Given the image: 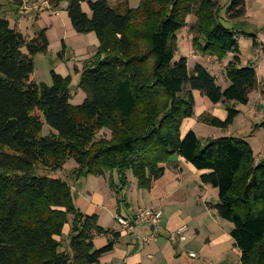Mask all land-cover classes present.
<instances>
[{
  "label": "trees",
  "instance_id": "obj_1",
  "mask_svg": "<svg viewBox=\"0 0 264 264\" xmlns=\"http://www.w3.org/2000/svg\"><path fill=\"white\" fill-rule=\"evenodd\" d=\"M63 1L46 3L55 9ZM67 1L72 29L98 40L79 74L85 97L78 105L70 104L69 76L50 71L51 85L30 78L33 56L48 47L45 29L28 38L0 17V264H97L120 236L75 207L65 180L38 170L59 172L72 159V179L107 176L120 196L119 215L127 175L148 190L174 157L203 171L200 184L217 190L213 209L232 223L240 264H264V159L256 162L240 137L202 145L192 130L180 134L183 120L193 116V91L222 104L224 119L202 116L222 131L238 115L235 106L247 104L258 82L253 66H241L238 37L251 35L222 24L214 0H139L135 8L88 0L90 14L81 8L84 0ZM192 12V48L217 61L232 55L224 88L202 65L190 72L187 57L174 59L175 34ZM244 13V0H231L225 10L229 20ZM43 125L52 131L42 135ZM102 129L109 136L95 139ZM98 236L108 237L99 248Z\"/></svg>",
  "mask_w": 264,
  "mask_h": 264
},
{
  "label": "rangeland",
  "instance_id": "obj_2",
  "mask_svg": "<svg viewBox=\"0 0 264 264\" xmlns=\"http://www.w3.org/2000/svg\"><path fill=\"white\" fill-rule=\"evenodd\" d=\"M87 1L88 0H84V2L81 3V8L84 12L90 14ZM214 1L218 2L220 6L218 15L222 24L237 30H242L251 35L238 37L241 66H253L256 70L257 78L261 82H264V0H244V15L238 19L232 20L227 19L225 16V10L231 3V0ZM108 2L111 6L120 4L121 7L128 6L130 8H135L139 0H108ZM67 6V0L61 2L55 9L50 8L46 0H0V17L5 18L10 27L15 28L28 38H32L39 30L45 29L48 47L45 53H39L33 56L34 70L30 78L33 81L51 85L50 71H54L62 76H69L71 79L69 86L71 95L70 104L78 105L85 97L84 92L78 87L79 74L84 62L88 61L89 57L96 52L98 40L93 32L77 33L72 29L66 13ZM185 21V27L178 30L175 34L177 37V50L174 59L176 60L181 56L187 57V68L190 72L196 63L206 67L208 72L215 76L216 83L222 88L226 87L229 81L225 76L224 65L230 60L229 56L217 61L214 56L198 54L192 48V39L195 37L196 24L194 12L190 13ZM253 38L256 40L255 44H253ZM262 87L263 85L260 86V88ZM260 90L258 95L255 90L249 93L246 105L238 104L235 106V108L237 110L239 109L241 112L238 110L240 113L234 118L232 126L230 124L227 127V131H231L233 136H241L240 138L246 140L252 149L253 157L264 159V126H261V124L264 123V94H261ZM193 97H195L193 107L194 115L192 117L195 120L193 128L201 144L205 145L209 139L221 136V129L203 123L202 116L208 115L216 117V112L220 110L217 107L218 105L214 106V104L199 92H195V96L193 95ZM204 101H207L209 106L207 103L204 104ZM220 105L221 111H224V107H222V104ZM199 110H201V113L197 114ZM228 128H230V130ZM50 131L52 130L47 125H43L41 134L46 135ZM225 131L226 129L222 132L225 133ZM227 134L226 132L225 135ZM108 136L109 132L106 129H102L95 134V139ZM185 163L186 164L177 162V157L171 158L165 163L166 169L172 170L177 174L180 171L177 168L178 165L183 170L182 173L184 176L181 184L177 188L170 186L175 190L173 192L174 195L168 201V204L172 208L179 207L181 210L191 208V201L187 197V194L194 180L193 175H195V170L193 171L189 168V163ZM75 165V162L69 159L59 172L38 170L36 173L38 175L64 177L70 180L72 178L69 177L68 172ZM127 177L128 180L131 181L128 191L131 206L136 207L138 205H145L146 203L144 201L148 200L146 190L139 189L136 191L135 179L130 173ZM87 178L88 188L91 193L95 192V187L103 191L104 181L102 178L93 177L92 175H88ZM113 178L114 181H117L116 176ZM85 179L86 177L84 176H80L78 179H72L76 182L75 185L72 186V198L75 207L80 205L81 200L78 195H76V192H80V188ZM107 180L108 178L105 182L106 190L103 194L104 206L96 208V210L100 211L98 213V219L101 226L118 228L114 220L116 211H110L111 209L107 207L108 203L105 201L108 198L107 195L109 190H111ZM175 185L177 186L176 182ZM198 186V184H195L194 187L197 189ZM197 192L202 197V199L196 197L200 201H205L210 204L217 202V190L215 188L202 184L201 189H198ZM112 194H114L113 191ZM115 197L117 203V199L120 200V196L118 197L115 195ZM82 209L79 210L82 212ZM219 219H221L225 225H232L231 222L225 219Z\"/></svg>",
  "mask_w": 264,
  "mask_h": 264
},
{
  "label": "crops",
  "instance_id": "obj_3",
  "mask_svg": "<svg viewBox=\"0 0 264 264\" xmlns=\"http://www.w3.org/2000/svg\"><path fill=\"white\" fill-rule=\"evenodd\" d=\"M227 56H229V59L232 58L231 54H228ZM257 82L258 87L255 89V91L258 95L260 89L264 91V82H261L258 78ZM261 85H263L262 88H260ZM195 92L197 91H193L194 96ZM204 102V104H208L207 101ZM215 105H218L217 107L220 110L219 112H216V117L224 119L226 116L225 110L221 111L220 103L214 104V106ZM199 113H201V110L197 111V114ZM192 117L183 120L180 127L181 135H184L188 130H192L194 132L193 127L195 120ZM228 129L230 130V128ZM220 131L221 136H233L232 132H228L227 129L225 133H223L222 130ZM226 132L228 133L227 135H225ZM254 159L256 162L261 160V158L257 157H254ZM177 162L186 164L185 161L180 157H177ZM188 166L193 171L195 170V175H193L194 180L192 186L188 189L187 194V197L191 201V208L186 210H181L179 207L172 208L168 204V201L174 195L173 192L175 190L170 186L177 188L181 184L184 176L182 173L183 170L179 167V165L177 166V168L180 170L178 174L172 170L166 169L165 167L163 175L157 180L153 181L148 190L143 189L146 190L148 194V200L144 201L146 203L145 205H138L136 207L131 206V200L128 196L131 181L127 178L128 185L124 190H122L121 193V195L124 196L125 201L119 203V215H130L139 208H159L162 211V216L160 219V228L157 237L154 241H144V236L149 233V229L146 225L138 223L136 224L133 233H120V236L113 249L103 254L97 264H240V250L234 246V242L230 236V232L233 228L232 225H225V223L219 219L215 213V210L213 209V205L215 203L210 204L199 200L202 199V197L197 191L198 189H201L202 185L198 180L203 171L196 170L190 164ZM87 176L88 175L84 176L86 179L80 188V192H76V195H78V197L81 199L80 205H78L77 208H83V213L96 214L98 217V213L100 211L96 210V208H101L104 206L103 194L106 190L105 182L107 176L101 177L92 175L93 177L102 178L104 181L103 191L95 187V192L93 193H91L88 188ZM61 178L68 183L72 191V186L75 185L76 182H74L72 179L67 180L64 177ZM175 182L177 183V186L175 185ZM195 184L199 185L197 189L194 187ZM139 189L140 188H138L136 185V191ZM107 196L108 198L105 200L108 203L107 207L111 209L110 211H116L117 203L115 195L112 194L111 190H109ZM98 224L100 225L99 219ZM180 226L186 227V239L181 242L170 240L169 233L178 229ZM102 227L120 232L119 226L118 228L109 226ZM107 238V236L96 237L93 241L94 245H99L97 247L103 246L106 244ZM190 252H194L196 256L191 257Z\"/></svg>",
  "mask_w": 264,
  "mask_h": 264
},
{
  "label": "built area",
  "instance_id": "obj_4",
  "mask_svg": "<svg viewBox=\"0 0 264 264\" xmlns=\"http://www.w3.org/2000/svg\"><path fill=\"white\" fill-rule=\"evenodd\" d=\"M162 216V211L159 208L145 207L139 208L132 212L130 215H114V220L119 226L120 233H133L135 226L138 223L146 225L149 229V233L144 236V241H154L157 237L160 225V219ZM186 227L180 226L178 229L169 233V239L172 241H184L186 239L185 235ZM190 256L194 257L195 253L190 252Z\"/></svg>",
  "mask_w": 264,
  "mask_h": 264
}]
</instances>
